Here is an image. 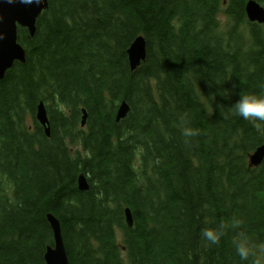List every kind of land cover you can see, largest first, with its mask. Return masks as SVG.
Segmentation results:
<instances>
[{"label": "trees", "instance_id": "trees-1", "mask_svg": "<svg viewBox=\"0 0 264 264\" xmlns=\"http://www.w3.org/2000/svg\"><path fill=\"white\" fill-rule=\"evenodd\" d=\"M246 2L48 0L33 37L18 28L25 63L0 81V264H44L49 213L69 264H264V161L248 166L264 122L233 107L264 93V27ZM139 35L147 57L131 71Z\"/></svg>", "mask_w": 264, "mask_h": 264}, {"label": "water", "instance_id": "water-1", "mask_svg": "<svg viewBox=\"0 0 264 264\" xmlns=\"http://www.w3.org/2000/svg\"><path fill=\"white\" fill-rule=\"evenodd\" d=\"M48 8V0H0V81L15 62L25 63V49L18 42V28H26L30 37L35 35L36 21ZM246 18L251 23L264 27V6L255 0H247L244 6ZM128 65L131 71L136 70L147 57L146 41L141 35L137 36L127 49ZM130 111L129 104L123 100L119 103L115 114V121L125 119ZM35 118L42 126L47 138L51 135L50 120L43 101L36 107ZM87 112L81 111L80 127H85ZM264 161V143L255 148L248 155L249 168L259 167ZM77 187L86 192L90 185L87 177L80 174ZM125 222L132 227L133 218L129 208L124 209ZM46 219L53 234V245L48 246L44 253V264H69L64 246L61 227L58 219L47 214Z\"/></svg>", "mask_w": 264, "mask_h": 264}, {"label": "clouds", "instance_id": "clouds-1", "mask_svg": "<svg viewBox=\"0 0 264 264\" xmlns=\"http://www.w3.org/2000/svg\"><path fill=\"white\" fill-rule=\"evenodd\" d=\"M233 107L236 114L244 120L264 122V93H242ZM183 135L191 137L196 135V132L193 129L185 128ZM236 224H239V221ZM221 228H223V225H221ZM222 235L223 232L218 229H205L202 232L203 238L211 244H217ZM236 251L242 259H247L249 248L246 240L236 242Z\"/></svg>", "mask_w": 264, "mask_h": 264}, {"label": "rangeland", "instance_id": "rangeland-1", "mask_svg": "<svg viewBox=\"0 0 264 264\" xmlns=\"http://www.w3.org/2000/svg\"><path fill=\"white\" fill-rule=\"evenodd\" d=\"M27 124H28V125L31 124V119H30V118L27 120ZM118 238H119V237H118Z\"/></svg>", "mask_w": 264, "mask_h": 264}]
</instances>
